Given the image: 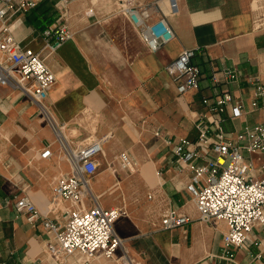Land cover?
Segmentation results:
<instances>
[{"label": "crops", "instance_id": "0c3cea01", "mask_svg": "<svg viewBox=\"0 0 264 264\" xmlns=\"http://www.w3.org/2000/svg\"><path fill=\"white\" fill-rule=\"evenodd\" d=\"M58 3L41 0L35 9L12 19V32L21 47L39 53L55 73L57 82L47 103L65 125L68 141L70 129L77 130L75 143L70 141L75 146L103 139L99 172L91 185L102 205L127 210L115 230L127 240L129 254L142 264H264V226L254 230L250 247L238 250L235 261L222 256L226 225L199 220L187 191L190 175L178 168L174 151L181 138L198 137L197 121L202 116L209 135L214 134L215 117L225 119L231 135L264 121V98H257L249 83L256 77L264 82V0H177L176 12L170 11L168 0H160L176 36L156 52L142 41L121 0H68L64 18ZM160 15L152 12L154 19ZM61 18L73 37L55 46L43 32ZM185 49L196 50L193 62L201 70L200 89L180 95L165 69ZM0 52L4 63L7 58ZM224 67L235 69L240 80L215 83L213 74ZM225 91L233 96L231 105L221 115L210 112L203 99L211 105ZM235 104H242L244 112L232 118ZM48 144L54 154L42 160L39 153ZM123 152L135 162V171L124 168ZM245 156L261 169L258 176L264 174V155L245 152ZM70 171L36 102L21 90L0 86V264H68L76 255L83 257L80 264H123L119 260L123 250L113 259L102 253L91 259L79 253L65 260L52 258L42 223L32 225L13 204H4L7 197L26 196L42 213H49L58 179ZM134 176L135 183L154 190L153 198L147 199L153 211L177 209L191 221L174 229L155 225L132 235L133 210L125 202L127 188L121 184ZM116 195L122 201L115 204L111 201ZM69 206L61 201L50 217L63 221Z\"/></svg>", "mask_w": 264, "mask_h": 264}, {"label": "built area", "instance_id": "2783aa9c", "mask_svg": "<svg viewBox=\"0 0 264 264\" xmlns=\"http://www.w3.org/2000/svg\"><path fill=\"white\" fill-rule=\"evenodd\" d=\"M41 0H0V51L7 61L0 62V86L21 90L36 102L40 114L57 137L60 155L65 157L71 171L59 177L50 201L49 213H42L36 204L24 196L18 199L5 198V205H14L16 211L24 214L32 225L42 223L48 234L47 248L54 259H68L77 253L87 259L102 253L107 258H115L118 250H123L119 260L123 264H142L127 251V240L115 230L116 221L127 215L124 207H106L101 204L92 189V180L99 172L100 156L103 154V139H95L85 145H72L63 134L59 123L47 103L50 90L57 82L55 73L46 65L41 55L30 48L20 46L12 32V19L35 9ZM67 1L59 0L61 17L67 14ZM122 10L139 31L142 41L152 52L175 38V32L168 16L161 8L160 0L151 4H139L135 0H121ZM170 11L178 10L177 0H168ZM161 15L154 19L152 12ZM59 19L44 30V36L54 41L55 46L73 37L72 31ZM195 49H185L181 55L166 67L177 92L180 95L199 91L201 70L193 62ZM215 83L238 82L240 75L235 69L224 67L213 74ZM257 98H264V82L258 77L249 79ZM233 96L223 92L215 103H203L209 111L223 114L231 105ZM257 101L252 106L256 108ZM243 105L232 106L231 117L243 114ZM203 117L197 121L199 135L194 141L181 138L175 143L178 168L190 175L187 191L197 207L199 220L205 223H224L222 256L235 261L238 250H247L257 227L264 226V174L258 176L255 162L246 159L245 152L251 155H264V121L245 126L240 132L231 135L225 130L222 116L215 117V130L209 135ZM170 142V141H168ZM172 142H175L173 139ZM48 144L40 151L39 158L50 159L54 151ZM211 153V154H210ZM120 160L124 167L135 171L136 164L131 156L123 152ZM68 202L63 221L50 217L55 205ZM191 221L186 213L169 209L162 217L160 226L174 229Z\"/></svg>", "mask_w": 264, "mask_h": 264}, {"label": "rangeland", "instance_id": "374dc122", "mask_svg": "<svg viewBox=\"0 0 264 264\" xmlns=\"http://www.w3.org/2000/svg\"><path fill=\"white\" fill-rule=\"evenodd\" d=\"M1 24V23H0ZM2 60V54L0 52V61ZM75 143V141H73ZM72 142V143H73ZM86 144L83 141L76 142L78 145ZM73 145V144H72ZM103 168V167H102ZM131 173V172H130ZM126 177V176H125ZM127 180L121 184L123 188H127L125 190L126 197L125 202L128 204V207L131 208L132 214H131V224L133 225L132 228H134L135 232L132 233V235L140 234L141 232H146L150 228H152L155 225H160V221L162 220V217L166 214L168 209L163 213L159 211H153V209L150 208L149 202L147 199H152L154 194V190H150L148 187H146L145 184H137L135 183V176L132 178H126ZM148 191L150 194L147 198L143 196L144 192ZM116 199L112 200L111 202L117 203L121 202L122 198L118 195H116ZM118 203V204H119ZM59 207H62L60 204ZM58 207V208H59ZM154 217L151 219V217Z\"/></svg>", "mask_w": 264, "mask_h": 264}, {"label": "bare ground", "instance_id": "6f19581e", "mask_svg": "<svg viewBox=\"0 0 264 264\" xmlns=\"http://www.w3.org/2000/svg\"><path fill=\"white\" fill-rule=\"evenodd\" d=\"M1 27V24H0ZM99 118H97L96 121H98ZM65 126V125H64ZM77 135V130L76 129H70V131H67V137L69 138V140L71 141V143L73 142V136ZM108 141V140H107ZM84 142V141H83ZM83 144V143H82ZM125 168V167H124ZM60 206V204L58 205ZM67 209V208H66ZM179 214H181L179 212ZM83 261V257H81L80 255H76V256H72L69 259L68 264H80V262Z\"/></svg>", "mask_w": 264, "mask_h": 264}, {"label": "trees", "instance_id": "16d2710c", "mask_svg": "<svg viewBox=\"0 0 264 264\" xmlns=\"http://www.w3.org/2000/svg\"><path fill=\"white\" fill-rule=\"evenodd\" d=\"M48 27H49V26H48ZM46 28H47V27H46ZM46 28H45V29H46Z\"/></svg>", "mask_w": 264, "mask_h": 264}]
</instances>
